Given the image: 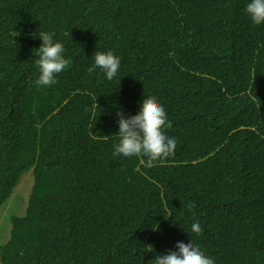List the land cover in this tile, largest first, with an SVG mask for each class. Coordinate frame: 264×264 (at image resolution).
Segmentation results:
<instances>
[{"label":"trees","instance_id":"obj_1","mask_svg":"<svg viewBox=\"0 0 264 264\" xmlns=\"http://www.w3.org/2000/svg\"><path fill=\"white\" fill-rule=\"evenodd\" d=\"M250 2L0 0V207L34 178L25 213L0 225V264H155L192 240L215 264H264V24ZM42 30L70 63L51 86L35 84ZM97 51L120 58L112 80L87 71ZM148 96L175 155L113 157L118 114Z\"/></svg>","mask_w":264,"mask_h":264},{"label":"clouds","instance_id":"obj_2","mask_svg":"<svg viewBox=\"0 0 264 264\" xmlns=\"http://www.w3.org/2000/svg\"><path fill=\"white\" fill-rule=\"evenodd\" d=\"M245 11L254 25L264 24V0H251L246 5ZM39 37L42 44L35 52V56L38 58L34 62L39 70L35 84L51 86L57 83L56 75L70 67V63L63 56L64 45L55 42L53 34L42 30L39 31ZM120 66V58L112 51H97L94 54V64L87 71L91 74L96 68H99L108 80H112ZM118 115L120 117L118 120L119 141L113 145V157L120 155L124 157L144 156L147 157V165L153 166L156 162L175 155L177 141L175 138L167 136L164 131L166 128L171 129L172 122L167 119L164 107L155 96L143 99L138 114L128 118H125L123 113ZM26 173L22 175L13 193L0 209H6L13 203L16 208L22 205L23 208L21 211L15 209L11 211L12 213L16 212L18 215L25 213L31 196V193L29 196V185L34 180L32 174L24 177ZM22 179L23 183L19 186ZM187 207L191 211L196 205L194 202H189ZM202 231L198 221L191 224V233L198 236ZM176 248L178 251H168L162 256L157 255L155 264H215V260L206 256L200 247L193 243V240L188 244L178 242Z\"/></svg>","mask_w":264,"mask_h":264},{"label":"rangeland","instance_id":"obj_3","mask_svg":"<svg viewBox=\"0 0 264 264\" xmlns=\"http://www.w3.org/2000/svg\"><path fill=\"white\" fill-rule=\"evenodd\" d=\"M31 174H32L31 172H28V173H26V174L24 175V177H26V176H28V175H31ZM32 175H33V174H32ZM21 183H23V179L21 180L19 186L21 185ZM33 183H34V180H33V182L31 183V185H29V196H30V193H31V189H32ZM27 190H28V186H27ZM29 196H28V199H29ZM21 205H22V204H21ZM22 208H23V205H22V206H19L18 208H16V207L14 206V204L11 203L6 209H5V208L0 209V225H1V224H4V225H5L6 222L9 221V216H8V213H9V212H11V211H13V210H15V209H17L18 211H21ZM1 237H2V240H3V241H4V240H5V241L7 240V235H2Z\"/></svg>","mask_w":264,"mask_h":264}]
</instances>
